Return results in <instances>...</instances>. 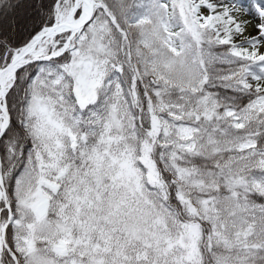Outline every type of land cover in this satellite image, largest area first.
I'll list each match as a JSON object with an SVG mask.
<instances>
[{
	"label": "snow or ice",
	"instance_id": "1",
	"mask_svg": "<svg viewBox=\"0 0 264 264\" xmlns=\"http://www.w3.org/2000/svg\"><path fill=\"white\" fill-rule=\"evenodd\" d=\"M0 264H264V0H0Z\"/></svg>",
	"mask_w": 264,
	"mask_h": 264
}]
</instances>
